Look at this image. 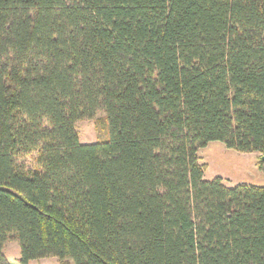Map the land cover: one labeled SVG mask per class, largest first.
Masks as SVG:
<instances>
[{
    "label": "trees",
    "instance_id": "16d2710c",
    "mask_svg": "<svg viewBox=\"0 0 264 264\" xmlns=\"http://www.w3.org/2000/svg\"><path fill=\"white\" fill-rule=\"evenodd\" d=\"M214 140L264 172V0H0V264L9 239L19 264H264V185L204 179Z\"/></svg>",
    "mask_w": 264,
    "mask_h": 264
},
{
    "label": "rangeland",
    "instance_id": "374dc122",
    "mask_svg": "<svg viewBox=\"0 0 264 264\" xmlns=\"http://www.w3.org/2000/svg\"><path fill=\"white\" fill-rule=\"evenodd\" d=\"M75 129L82 143H90L106 137L105 118L98 112L92 118H82L75 122ZM199 163L204 165L203 178L206 180L220 177L227 186L237 183L264 185V172L260 169L261 154L256 151L240 152L229 149L220 141L208 142L198 148ZM34 153L23 157L27 168L32 166ZM19 244L14 239L7 240L6 259L10 264H19ZM18 253V254H17ZM18 255V256H17ZM65 264H73L66 260ZM28 264H61L55 256L33 259Z\"/></svg>",
    "mask_w": 264,
    "mask_h": 264
},
{
    "label": "crops",
    "instance_id": "0c3cea01",
    "mask_svg": "<svg viewBox=\"0 0 264 264\" xmlns=\"http://www.w3.org/2000/svg\"><path fill=\"white\" fill-rule=\"evenodd\" d=\"M80 141H81V140H80ZM6 243H7V241L3 244V248H2V251H3V254H4L5 257H6ZM18 253H19V252H18ZM18 253H17V254H18ZM17 256H18V255H17ZM30 261H31V260H30ZM30 261H29V262H30ZM29 262H28V263H29Z\"/></svg>",
    "mask_w": 264,
    "mask_h": 264
},
{
    "label": "water",
    "instance_id": "95a60500",
    "mask_svg": "<svg viewBox=\"0 0 264 264\" xmlns=\"http://www.w3.org/2000/svg\"><path fill=\"white\" fill-rule=\"evenodd\" d=\"M262 158L264 159V156Z\"/></svg>",
    "mask_w": 264,
    "mask_h": 264
}]
</instances>
